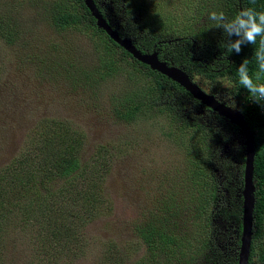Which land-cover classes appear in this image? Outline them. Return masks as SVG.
Returning a JSON list of instances; mask_svg holds the SVG:
<instances>
[{"label": "rangeland", "instance_id": "374dc122", "mask_svg": "<svg viewBox=\"0 0 264 264\" xmlns=\"http://www.w3.org/2000/svg\"><path fill=\"white\" fill-rule=\"evenodd\" d=\"M234 2L101 0L100 6L130 41L144 37L138 30L148 17L157 21L151 34L163 33L168 52L190 46L187 53L194 54L198 69L191 81L229 105L232 97L239 110L242 95L201 59L224 37L208 14ZM81 4L0 0V179L8 173L1 190L6 207L0 222L6 223L0 264H227L238 250L231 199L240 193L242 137L218 130L212 116L185 104L175 108L164 94L155 95L147 114L119 118L110 104L120 110L152 100L153 78L121 48L106 55V40L94 23L93 29L83 18L78 25L54 24L55 10L81 15ZM108 58L115 61L112 69L100 77L92 73H100ZM81 70L92 74L85 77ZM262 133H252L259 154ZM45 134L78 156L84 168L77 175L66 180L37 172L35 181H27L35 175L32 154L44 150L43 139L34 141ZM49 206L66 224L67 239L36 226ZM151 231L155 240L161 235L175 243L165 246L160 239L150 247L145 241ZM255 231L253 225L250 264H260L256 254L264 250V234L253 236Z\"/></svg>", "mask_w": 264, "mask_h": 264}, {"label": "trees", "instance_id": "16d2710c", "mask_svg": "<svg viewBox=\"0 0 264 264\" xmlns=\"http://www.w3.org/2000/svg\"><path fill=\"white\" fill-rule=\"evenodd\" d=\"M77 1V0H74ZM100 1L101 0H93L95 6L97 7V10L101 17L107 22V24H110V13L108 14L103 7L100 6ZM110 2V0H107ZM234 1V0H233ZM235 3V2H234ZM234 3H227L226 6L222 8L223 11L228 12V16L232 17L235 15L236 7H233L232 4ZM240 7H252L256 9L257 11H264V0H239ZM132 5L133 9L140 10L139 3L138 2H132L130 3ZM137 5V6H136ZM82 7V14L79 15L76 12H68V11H63L61 12L60 10H55L53 13V18L54 19V24L60 27H64L66 25L74 24L78 25L83 21H87L89 23V26L92 27V24L94 23L93 18L90 16L88 10L84 7L83 4H81ZM123 10L125 11V14H130L131 9L128 7H123ZM87 19H86V17ZM156 16V15H155ZM150 17L143 21V26L140 27L139 34H143L144 37H140V39H137L135 41H131L133 44L134 48L137 49L139 52L144 53V52H150L152 50H157L158 49V58L161 60L165 61H170L172 62L173 66L180 67L185 73L190 77L192 75V72L197 66L196 60H194L195 56L192 54L187 53V48L190 50V46H184V47H179L175 49L173 47L172 52H168V43L165 42V40H161V35L163 33H159L158 35H152L151 31L155 29L154 27L152 28L151 25L155 26L157 24V21L150 22ZM112 30H114L117 34L119 33V29L117 30L113 26H110ZM95 30L101 34H103L105 38V44L104 45V53L111 57V55L115 54V47H118L115 43H113L100 29ZM157 30V29H156ZM120 34V33H119ZM118 34V35H119ZM151 34V36H150ZM142 35V36H143ZM122 37V35H119ZM224 36V34H223ZM144 39H148V43L143 42ZM226 37L224 36L220 42H217L216 44L213 45V48L209 49L206 51V53H203V58L201 59H208V66L207 69L219 73L221 75H224L230 83L234 87L235 93H239L240 96L243 94H248V92L242 88L238 84V78L236 74V69L237 67L242 63L243 60L247 59L249 61V68H250V74L254 73L257 69L256 61H255V51L256 48L258 47V42L257 45H242L241 51L239 53L236 52H231L229 55L226 57L224 56V52L226 51L225 49V44H226ZM232 39H235V37H232ZM259 40V38H258ZM175 49V50H174ZM124 55H126L128 58H131L129 54L126 52H122ZM132 59V58H131ZM115 61L113 62L111 58H108V61L103 62L100 65V68L102 70L100 73H97L95 70L92 71H87V70H81L80 73L83 74V76H89L92 73H96L98 77L104 74L107 70L112 69V65H114ZM133 66L135 65L137 68H142L145 69L153 78V86L150 87V92L153 94V99L150 100V98H144L142 103L135 104L131 102V104L126 107L122 108L119 110V108H115L116 104H110L111 106V111H114L115 114L118 112V117L123 118V117H129L130 119H133L136 117L138 114H147L149 111L147 109L149 107H154V104L157 103V101L154 102V97L155 95H167L169 98V104L177 108L180 104H185L186 109L194 110L200 115H210L214 119V125H216L218 130L225 131L227 133H231L232 131L236 132L239 136L242 137L240 131L234 126L229 124L226 120H224L221 117H218L215 113L210 111L208 108L200 105L196 100H194L186 91H184L181 87H179L176 83L173 81L167 79L165 76L150 70L147 66L140 64L139 62L135 61L132 59ZM204 69V68H203ZM198 70V69H197ZM206 71V69H204ZM201 71V70H200ZM92 72V73H91ZM208 72V71H206ZM249 95V94H248ZM123 100H125V97H121ZM240 98V97H239ZM243 99V97H242ZM245 101V99H243ZM264 104V102H261ZM117 105H122L121 103ZM239 106V105H238ZM264 106L253 103V102H247L245 101L244 104L239 106V110L243 116V119L245 121V124L249 131L253 133L254 130H263L262 137H263V142H264V116L260 113V108ZM212 114V115H211ZM183 123H180V126L182 127ZM184 132V129L181 130ZM253 136V185H254V191H253V198H254V204H253V211H252V217H253V225L256 228V231L254 232V235H257L259 238L261 235L264 234V229H258L260 225L264 222V153L259 154L256 151V140L254 135ZM70 137V135H69ZM224 141H227V137L225 135L222 136ZM43 139V140H42ZM39 140H42L45 144H42L44 146V150L39 148L35 153L32 154L31 161L34 162V168H35V175L28 177L27 181L33 180L35 181L36 178L38 177V174H45V177L47 176H55V177H60L64 178L66 180L71 179L73 176L77 175V171H81L84 168V165L80 162V159L78 156L68 147L65 150H61L60 143L57 145V142H52L50 138H48L47 134L45 136H42L40 138L35 139L34 144L37 145ZM229 140V138H228ZM69 143L72 142V138L70 137ZM58 146V147H57ZM39 147V146H36ZM242 149L244 150L243 146ZM51 152V153H50ZM50 153V154H49ZM242 164L240 165L239 168V189H241V179H242V168H243V153L240 155ZM86 164V162H85ZM87 166V165H86ZM8 170L11 169L10 166H8ZM201 176L200 170L198 172ZM6 175V176H5ZM8 173L5 171L4 172V178L0 179V216L1 212L5 209L6 207V198L3 196L1 193L2 186L6 182V177ZM44 177V178H45ZM236 202V211L234 213V218L236 222V229L237 232H240V214H241V197L240 193L238 192L236 198L231 199V203L233 204ZM44 208V207H43ZM42 215L40 217H37L35 219V224L38 228H44L45 231L49 234H53L52 236H58L62 237L63 239H67L69 233V230L64 224L63 221L57 220L59 217L58 214H56L52 206H49L48 208L42 209V212H40ZM24 213L20 214L23 215ZM1 218V217H0ZM5 218L3 219V221ZM6 221L0 222L1 227H0V232L2 231V225L5 224ZM260 230V231H259ZM149 234L151 235L149 237ZM148 236L146 237V244L150 247H154L153 241L155 240L154 235H157L155 232L151 231L149 232ZM158 239L154 241V244L160 240H163V244L165 246L170 244H174L175 241L173 239H165L167 237L162 238L161 235L157 236ZM236 243L239 245L238 239L236 240ZM46 245V243H43ZM47 246V245H46ZM253 255L252 252V245L250 244V251H249V258H248V263L250 264V258ZM257 259L260 264H264V250H261L258 252ZM236 257L237 253L234 257L228 259L227 264H236Z\"/></svg>", "mask_w": 264, "mask_h": 264}, {"label": "water", "instance_id": "95a60500", "mask_svg": "<svg viewBox=\"0 0 264 264\" xmlns=\"http://www.w3.org/2000/svg\"><path fill=\"white\" fill-rule=\"evenodd\" d=\"M84 7L88 10L90 16L94 20L96 28L100 29L113 43L120 47L130 57L147 66L150 70L155 71L167 79L176 83L184 91H186L200 105L208 108L217 116L226 120L229 124L234 125L242 135L243 150V168L241 179V214H240V232L239 245L237 250L236 264H247L249 258L250 244L253 229V136L247 128L241 112L237 109L230 108L213 96L206 94L197 87L191 78L179 67L166 65L165 62L157 58V53H141L131 44V41L125 37H120L114 30L110 28L107 22L99 14L93 0H83Z\"/></svg>", "mask_w": 264, "mask_h": 264}, {"label": "clouds", "instance_id": "9594fccd", "mask_svg": "<svg viewBox=\"0 0 264 264\" xmlns=\"http://www.w3.org/2000/svg\"><path fill=\"white\" fill-rule=\"evenodd\" d=\"M235 3L238 5L239 0H235ZM208 18L215 28L223 30L227 38L225 57L233 51L239 53L242 45H257L258 42L255 51L256 71L250 74L249 61L245 59L237 67L236 74L238 84L248 92L250 99L264 106L261 103L264 102V11H257L252 7H239L232 17L223 11H212L208 14ZM230 103L231 108H235L232 97Z\"/></svg>", "mask_w": 264, "mask_h": 264}, {"label": "flooded vegetation", "instance_id": "af4514ba", "mask_svg": "<svg viewBox=\"0 0 264 264\" xmlns=\"http://www.w3.org/2000/svg\"><path fill=\"white\" fill-rule=\"evenodd\" d=\"M109 26H112L111 23L109 24ZM119 33L122 35V37H125L124 34H123L122 32L119 31ZM119 33H118V34H119ZM120 34H119V35H120ZM131 44H132V43H131ZM132 45H133V44H132ZM152 51H155V52L157 53V58H158V53H159V52H158V49H157V50L155 49V50H152ZM152 51H150V52H145V53H151ZM158 59H159V58H158ZM161 59H163V58H161ZM161 59H159V60H161ZM161 61L165 62V64L168 65V66H169V65H172V63H171L170 61H165V60H161ZM175 67H176V66H175ZM179 68H180V67H179ZM211 96H212V95H211ZM213 97H214V96H213ZM214 98H215L217 101H219L220 103H222V104H224V105H226V106H228V107L231 108V105H229L228 103H226V102L224 103V102L221 101V99H218V98H216V97H214ZM238 109H239V108H238ZM218 117H219V116H218Z\"/></svg>", "mask_w": 264, "mask_h": 264}, {"label": "built area", "instance_id": "2783aa9c", "mask_svg": "<svg viewBox=\"0 0 264 264\" xmlns=\"http://www.w3.org/2000/svg\"><path fill=\"white\" fill-rule=\"evenodd\" d=\"M242 97H243V99H245V101H247V102H253V101L250 99V97H249L248 94H243ZM253 103H255V102H253ZM260 113L264 116V107L260 108Z\"/></svg>", "mask_w": 264, "mask_h": 264}]
</instances>
